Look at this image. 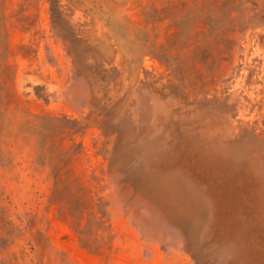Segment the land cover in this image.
Returning <instances> with one entry per match:
<instances>
[{
  "label": "rangeland",
  "instance_id": "rangeland-1",
  "mask_svg": "<svg viewBox=\"0 0 264 264\" xmlns=\"http://www.w3.org/2000/svg\"><path fill=\"white\" fill-rule=\"evenodd\" d=\"M0 264H264V0H0Z\"/></svg>",
  "mask_w": 264,
  "mask_h": 264
}]
</instances>
